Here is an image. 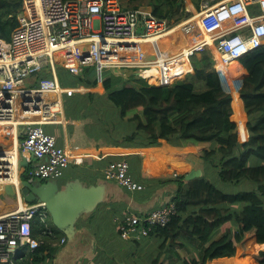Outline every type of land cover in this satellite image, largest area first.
I'll return each instance as SVG.
<instances>
[{
    "label": "trees",
    "instance_id": "16d2710c",
    "mask_svg": "<svg viewBox=\"0 0 264 264\" xmlns=\"http://www.w3.org/2000/svg\"><path fill=\"white\" fill-rule=\"evenodd\" d=\"M22 2L0 0V38L8 41L18 26ZM192 2L197 9L200 7L201 0ZM148 5L159 19L174 21L190 14H184V0H149ZM144 52L145 59L154 57L147 44H144ZM198 53L189 57L195 80L177 81L166 86L152 85L166 84L155 68L143 71L151 84L135 74L129 76L133 81L131 84H120L123 77L110 71L104 73L102 83L98 84L93 65L84 66L78 75L57 65L55 73L61 86L94 88L86 93L64 95V116L66 119L89 117L88 134L107 145L151 147L158 146L161 139L176 146L201 144L199 150L206 165L202 177L187 180L184 172L172 178L140 180L135 166H131L134 178L145 185L144 190L149 196L153 194V200L154 192L167 189L165 202L161 201L153 208L168 201H173L176 206L177 213L168 225L154 227L149 235L158 237L161 247L167 240L169 245L183 237L197 240L201 244L200 257L185 260L184 264H205L214 257L246 254H251L256 264H264V45L229 63L231 72L243 78L239 94V78L229 72L227 66L226 75L216 65L217 72L209 50L202 48ZM183 70L185 66L178 64L170 75L177 76ZM231 83L233 87L229 85ZM222 84L225 88L229 86L231 93L224 90ZM98 86L104 91L96 89ZM232 106L242 139H247L248 131V139L244 142L238 140ZM130 157L132 162L135 157L139 158L138 155ZM115 158L105 157L104 162ZM22 177L28 179L31 176L25 172ZM214 179L225 183H239L245 179L253 182L255 189L226 193L217 188ZM92 218L93 214L85 219L90 222ZM219 228L223 235L204 246ZM36 232L35 229V237L39 235ZM55 235L59 237L62 233L55 230ZM42 238L43 243L29 253L32 259L24 258L23 264H34L39 260L38 254L45 249L51 250L48 238ZM257 244H262L260 250H256ZM231 260L235 264H250L249 257ZM157 262L155 258L153 264Z\"/></svg>",
    "mask_w": 264,
    "mask_h": 264
},
{
    "label": "built area",
    "instance_id": "2783aa9c",
    "mask_svg": "<svg viewBox=\"0 0 264 264\" xmlns=\"http://www.w3.org/2000/svg\"><path fill=\"white\" fill-rule=\"evenodd\" d=\"M126 4V0H23L18 26L8 41L0 38V127L8 126L15 134L23 128L18 170L20 158L33 159L35 166L25 172L39 180H51L62 176L70 163L67 148L60 147L56 136L44 127L65 120L62 98L79 91L78 87L60 85L55 73L57 65L75 75L82 72V67L93 65L98 84L105 71L153 67L166 82L154 85L166 86L171 83V67L184 55L211 49L217 70V61L228 67L230 62L264 45V0H201L195 13L174 21L156 18L150 8ZM171 33L183 38L185 45L178 49L180 44L174 36L167 40L168 48L161 49L159 40ZM194 37L200 44H190ZM144 44L154 57L145 59ZM228 71L231 72L229 67ZM48 72L51 75H46ZM2 159L0 172L7 167ZM102 172L104 179L128 191L145 189L134 178L127 158L109 161ZM6 183L14 185L21 198L19 173L17 183ZM24 203L0 216V264H23L21 248L32 253L43 243L42 236L48 238L49 244L66 240L56 237L44 202ZM176 213L175 203L168 201L139 214L125 210L113 220L121 238L141 240L154 227L168 225Z\"/></svg>",
    "mask_w": 264,
    "mask_h": 264
},
{
    "label": "crops",
    "instance_id": "0c3cea01",
    "mask_svg": "<svg viewBox=\"0 0 264 264\" xmlns=\"http://www.w3.org/2000/svg\"><path fill=\"white\" fill-rule=\"evenodd\" d=\"M126 5L133 6L131 3H127ZM183 9L185 11L184 14L196 11V7L192 0H184ZM174 36L175 34L172 33L169 35L167 34L161 38L159 42L163 45L168 44V41H165ZM176 37L178 40L177 44H180V42L184 43L183 38ZM195 38L196 37L190 40V44H193L191 41ZM161 44V49L168 48L161 47ZM189 57L190 56L187 57L185 55L181 57V60L179 62H177V60L170 71L178 64H183L185 66V71L189 70L190 67L192 70ZM131 58H133V56ZM237 64L241 68V65L239 63ZM151 68L145 70H150ZM220 68L222 73L226 75L225 66ZM143 71L144 70L139 71L142 78L146 77ZM232 74L240 76L238 73L232 72ZM172 77L174 76H171V79ZM241 86L242 82L240 80L237 92ZM223 88L226 91L229 90L224 86ZM90 89L91 88L84 87V91L79 90V93H86L90 91ZM240 100L244 111L242 99L240 98ZM20 119H22L21 115L18 116V120ZM90 122L91 120L89 117L83 119L65 118L62 122H50L44 125L48 132L56 136L57 144L60 147L67 148L70 156V163L64 169L63 175L54 180H56L60 186L64 187L65 184L77 181L78 179L83 186H95L101 197L96 207L91 212H85L78 219L73 237L69 238L59 231L62 235L58 237V240H60L61 237H65V242L51 245V250L45 249L42 254L37 255L39 260L34 264H153L155 258L158 259V264H184L185 260L199 258L201 250L197 247L194 240L190 238L187 240L183 237L178 239L175 243H170L172 247L171 250H167V247L170 249L169 241L167 240L162 252L158 250V242L155 241L158 237L156 236L149 235L141 240H126L121 238L113 218L115 216H122L125 210H130L136 214L151 210L153 206L159 204V202H165V193L167 189L154 192V194L156 193V197L153 200V194L149 196L145 190L128 191L115 182L104 179L102 169L107 164L104 162L105 157L116 156L115 159L127 158L130 162V166H135L134 169L140 180L172 178L174 174H182L191 170H200L202 175L203 169L200 167L194 168L193 166L195 156L200 154L199 147L201 144H197L198 146L194 144L176 146L161 139L158 146L151 147L107 145L100 139L96 140L93 135L90 137L86 130V125ZM19 129V132L22 133L23 128ZM11 132H13V130ZM11 132H1L0 146L7 148L8 151L13 149L17 156V148L19 149L21 139L19 138L20 140H18L16 137H13V133ZM134 155H138L139 158L135 157L136 160L132 162L130 156ZM27 163L28 168L36 164L33 159H29ZM4 192L5 191L0 190V196H8V194ZM11 198L15 199V202H12L10 198H4L5 200L0 199V216L14 211L20 205H25L23 202L24 200H22L19 195ZM92 214L93 222L91 221L92 223L90 224L85 218ZM77 225H81V227L78 226L77 228ZM232 226L234 227L235 225L232 224ZM37 228L38 227H35L34 230H37ZM222 235L223 231L221 228L217 229L208 238L204 246L219 239ZM260 249L261 248H259V250ZM225 257L229 260L223 261L222 259ZM237 257L241 259L249 257L250 264H256L251 254H246L244 256L214 257L208 259L205 264H235V261L231 260V258L235 259ZM245 264L249 263L246 262Z\"/></svg>",
    "mask_w": 264,
    "mask_h": 264
},
{
    "label": "water",
    "instance_id": "95a60500",
    "mask_svg": "<svg viewBox=\"0 0 264 264\" xmlns=\"http://www.w3.org/2000/svg\"><path fill=\"white\" fill-rule=\"evenodd\" d=\"M142 30L143 28L140 27L138 32L141 33ZM120 72L123 70H113L114 74ZM4 151L6 149L0 146V156H5ZM19 164L25 166L28 163L25 158H22ZM200 174V170H191L185 174V178L190 180ZM19 185L18 191L24 202H44L52 224L69 238L74 235L78 219L85 212H91L101 197L95 186H83L78 179L62 187L54 179L43 181L30 177L21 179ZM4 191L11 197L17 196L14 185L10 183L5 184Z\"/></svg>",
    "mask_w": 264,
    "mask_h": 264
},
{
    "label": "rangeland",
    "instance_id": "374dc122",
    "mask_svg": "<svg viewBox=\"0 0 264 264\" xmlns=\"http://www.w3.org/2000/svg\"><path fill=\"white\" fill-rule=\"evenodd\" d=\"M124 1V0H123ZM148 2H149V0H137V1H133V2H131V5H133V6H135V7H147V8H150V6L148 5ZM196 11H197V9H196ZM195 13V12H194ZM205 33V32H204ZM204 33H203V35H204ZM177 34V33H176ZM176 34H175V36H176ZM178 34H179V32H178ZM165 42H167V40L165 41ZM193 44H195V43H193ZM200 44V43H199ZM185 45V43H182V42H180V47L178 48V49H180L182 46H184ZM161 47H168V44H165V45H163V44H161ZM172 49H174V50H178L177 48L175 49L173 46H172ZM207 50H209L210 51V53L212 54V50L211 49H207ZM235 62V61H234ZM83 68V67H82ZM231 71V70H230ZM70 72V71H69ZM71 73V72H70ZM131 73H132V71L131 70H128V71H124V74H118V73H115L116 75H119V76H122L123 77V79H121L120 78V84L121 83H127V84H131L133 81H131L130 79H129V76L131 75ZM185 73V74H184ZM192 71H191V67L189 68V70H187V71H185V70H183V73L182 74H179V75H175L174 77H172V79L170 80V85L171 84H173V83H175V82H177L178 80H184V81H194L195 79H194V77H192ZM235 76L236 77H238V78H240V80H241V82H243L242 81V79L243 78H241L240 76H238V75H236L235 74ZM234 80H237L236 78H234ZM223 85V84H222ZM231 87H233L234 86V84L233 83H231V84H229ZM224 86V85H223ZM71 88H74V87H71ZM79 88V90L80 91H84L83 90V88L84 87H78ZM96 89H98L99 91H104L103 90V88H102V86H98V88H96ZM226 89H230L231 90V88L228 86V88H226ZM90 90H94V88H91ZM230 90H228V91H230ZM244 112H245V109H244ZM232 120L236 123V132H237V136H238V140H239V142H244L246 139H242V137L240 136V133H239V127H238V121H237V119H235V116H234V113L232 114ZM246 121H247V118H246V116H245V127H246ZM9 127L8 126H1L0 127V134H1V132L2 131H8V133H10L12 130L11 129H8ZM7 129V130H6ZM246 129H247V127H246ZM20 130V129H19ZM19 130H17L16 131V134H15V132L13 131V132H11V133H13V137H16L18 140H20V143H21V141L24 139V132L22 131V133L21 132H19ZM247 134H248V132H247ZM247 134H246V136H247ZM245 136V137H246ZM20 138V139H19ZM9 147H11V146H9ZM8 147V148H9ZM4 149H6L7 150V148H5V147H3ZM17 150H18V148H17ZM202 151H200V154L199 155H196L195 156V158H194V161H193V166H194V168H202L203 170V173H202V175L200 174V176L202 177L204 174H205V170H206V165H205V161H204V159H203V157H202ZM22 158H24V157H22ZM22 158H20V160L22 159ZM20 160H19V162H20ZM25 160L26 161H28L26 158H25ZM21 166V165H20ZM35 166V165H34ZM33 167V166H32ZM27 169H29L28 168V165H25V166H21V169L19 168V178H20V180L21 179H24L23 177H22V175L24 174V172L27 170ZM21 170V171H20ZM200 176H198V177H200ZM196 178V177H195ZM44 181V180H43ZM214 183H215V185L217 186V188H219L220 190H222L223 192H226V193H235V192H239V191H250V190H253V189H255V185H254V183L253 182H251V181H249V180H242V181H240L239 183H225V182H222L221 180H219V179H214V180H212ZM5 193V192H4ZM6 194V193H5ZM16 197V196H15ZM4 198H10L11 199V201L12 202H15V199H13V198H11V196L9 197V195L7 196V195H1L0 196V199H4ZM5 200V199H4ZM93 222V221H92ZM91 222V220H90V224L92 223ZM187 240H189L188 238H186ZM192 240H194V239H192ZM156 242H158V250H160V252H162L163 250H164V247H161L160 246V244H159V242H160V240L158 239V238H156V240H155ZM194 242L197 244V247H200L201 246V244L197 241V240H194ZM166 246H168V245H166ZM170 246V245H169ZM257 246H258V248L256 249V250H259V248H261L260 246H262V244H257ZM172 249V247L170 246V249H168V247H167V250H171ZM21 254L20 255H22L23 257H25L26 259L29 257V254H28V251H27V249L24 247V248H21V252H20Z\"/></svg>",
    "mask_w": 264,
    "mask_h": 264
},
{
    "label": "bare ground",
    "instance_id": "6f19581e",
    "mask_svg": "<svg viewBox=\"0 0 264 264\" xmlns=\"http://www.w3.org/2000/svg\"><path fill=\"white\" fill-rule=\"evenodd\" d=\"M204 33V32H203ZM203 37L205 39H208V35L204 33ZM198 45L200 43L199 39L196 37L193 41H191ZM215 55L218 56V53L215 52ZM216 65L219 67L225 66L224 64L220 63L219 61L216 62ZM152 69V68H151ZM25 115H29L28 113H25ZM5 124L4 122L2 125ZM5 156H0L3 157V162L7 164V167H5L4 171L0 172V190L4 191L5 188V182L10 181V182H16L18 181V161H17V156L15 154V151L12 150H6Z\"/></svg>",
    "mask_w": 264,
    "mask_h": 264
},
{
    "label": "clouds",
    "instance_id": "9594fccd",
    "mask_svg": "<svg viewBox=\"0 0 264 264\" xmlns=\"http://www.w3.org/2000/svg\"><path fill=\"white\" fill-rule=\"evenodd\" d=\"M196 9H197V8H196ZM205 49H207V48H205ZM193 53L199 54L198 51L193 52ZM211 55H212V54H211ZM212 59H213V57H212ZM213 63H214V60H213ZM228 67H229V66H228ZM213 68L215 69L214 66H213ZM114 70H115V69H114ZM120 70H122V69H120ZM215 70H216V69H215ZM124 71H125V70H123V72H120V73H118V74H124ZM136 71H137V72H136ZM216 71H217V70H216ZM105 72H106V71H105ZM105 72H104V73H105ZM217 72H218V71H217ZM136 73H137V74H136ZM112 74H114V73L112 72ZM131 74H135L136 77H141V78H142V76L139 74V70H137V69H136V70L134 69V70L132 71ZM77 75H78V74H77ZM114 75H116V74H114ZM103 76H104V74H103ZM103 79H104V78H103ZM143 79H144V78H143ZM149 84H150V83H149ZM152 85H154V84H152ZM227 91H228V90H227ZM78 92H79V91H78ZM229 92H231V91H229ZM238 92H239V90H238ZM247 139H248V138H247ZM247 139H246V140H247ZM246 140H245V141H246ZM187 173H188V172H186V174H187ZM176 175H178V174H174V176H176ZM194 178H195V177H194ZM190 180H191V179H190ZM50 220H51V218H50ZM51 223H52V221H51ZM52 225H53V224H52ZM53 227L55 228L54 225H53ZM55 230L57 231L58 229L55 228ZM58 231H59V230H58ZM51 245H53V244H51Z\"/></svg>",
    "mask_w": 264,
    "mask_h": 264
}]
</instances>
